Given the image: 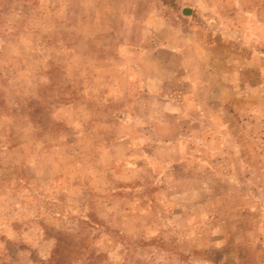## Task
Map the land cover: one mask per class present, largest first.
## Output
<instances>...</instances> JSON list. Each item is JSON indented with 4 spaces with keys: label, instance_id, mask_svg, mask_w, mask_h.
Wrapping results in <instances>:
<instances>
[{
    "label": "rangeland",
    "instance_id": "rangeland-1",
    "mask_svg": "<svg viewBox=\"0 0 264 264\" xmlns=\"http://www.w3.org/2000/svg\"><path fill=\"white\" fill-rule=\"evenodd\" d=\"M0 264H264V0H0Z\"/></svg>",
    "mask_w": 264,
    "mask_h": 264
}]
</instances>
